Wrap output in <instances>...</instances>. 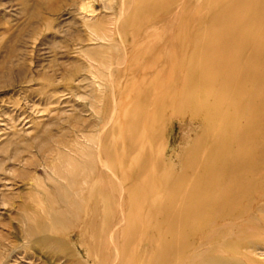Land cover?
Instances as JSON below:
<instances>
[{
	"label": "rangeland",
	"instance_id": "obj_1",
	"mask_svg": "<svg viewBox=\"0 0 264 264\" xmlns=\"http://www.w3.org/2000/svg\"><path fill=\"white\" fill-rule=\"evenodd\" d=\"M158 54L164 69L149 63ZM161 92L170 97L166 117L146 127ZM150 132L158 138L148 141ZM145 137L146 146L134 144ZM88 139L103 146L125 189L132 180L123 173L151 172V196L164 203L150 220L147 204L133 201L145 189L123 197L118 227L119 212L105 210V237L81 239L85 226L52 220L65 210L37 206L48 179L82 158L75 150L93 146ZM185 175L199 184L198 199H214L200 217H190L199 204L185 205L182 219L202 225L233 222L249 192L218 202L248 191L252 175L264 178V0H0V264H128L145 222L165 229L179 218L159 211L172 197L160 180ZM212 180L227 189L204 194ZM256 215L262 249L241 251L264 264V213Z\"/></svg>",
	"mask_w": 264,
	"mask_h": 264
},
{
	"label": "bare ground",
	"instance_id": "obj_2",
	"mask_svg": "<svg viewBox=\"0 0 264 264\" xmlns=\"http://www.w3.org/2000/svg\"><path fill=\"white\" fill-rule=\"evenodd\" d=\"M155 49L156 48H154L153 50V52L155 53H152L149 58L157 54ZM161 55L163 57H161ZM155 57L156 58H151V62L149 63L154 64L155 67L162 66V69H164L168 62L167 58L164 56V54H158ZM122 58L124 60V57H121V59ZM179 63H182V61H180ZM163 83L162 86L164 87ZM157 89L158 87L153 89L147 88L146 92H154ZM162 90L163 88L161 87L156 92L160 93V91ZM180 94L181 95L178 96L179 101L183 99V93L181 92ZM169 100L170 97H165L161 92L160 101L157 100L159 103H161V111L154 114L152 118L148 116V120H150L147 122L146 127L148 124L150 125L153 122L155 123L156 120L159 121L166 117V105L169 104ZM157 138L158 137L156 136V134L153 135L151 132L150 137L148 135V141H153ZM143 139L147 140V138L145 137L142 138V141L134 142V144L136 145L140 142L142 143V146H146L145 142H143ZM88 141L91 142L93 146H89L88 148L80 150L78 148L75 150L76 153L80 155V157H84L83 159L80 158L78 161L77 159L68 160L62 166L63 169L59 173H57L60 180L56 179L55 181L52 178L48 179L49 183L51 184L43 186L44 188L42 189V194L44 195V199L37 202V206H40L41 209L62 208L63 210H65L64 214L54 216L52 220L63 221L64 219H67L74 224L77 223L78 225L81 224V226H85L86 229L79 228V235L81 239L86 238L89 233L94 236L96 234V236L101 235L102 237H105V234L103 235L105 230L102 227L105 223L104 220L106 221V218L104 217L106 213L105 210L107 211L109 207L113 206V208L115 207L114 209L119 212L116 217L115 215L112 216L111 221H116V224H114V226L118 227L120 225V222L122 221V216L120 218V208L124 207V205H126L127 203V201L123 202V197H126L125 195H130L134 192L145 189L146 191L142 199L138 201V199L135 198L136 200L133 201L137 205H141V203L147 204V213L145 216L150 220V217L154 214V211H158V209H154L153 206L159 205L160 207L164 203L160 202V200H156L151 196V193L153 192L155 187L154 183L151 182V179L153 180L151 172L146 173L145 178H143L144 175L131 177L123 173L122 179H124L128 183L130 182V180H132V183H129V187L125 189L124 187L120 186V170L117 171V169L109 168L107 166V157L105 156V150L103 149V146H101L100 148L99 144L92 139H88ZM147 151L149 152V149L146 151L144 150L143 153L146 155ZM142 163L147 165L148 163H150V158L145 156V159ZM257 165L255 166L254 171L256 169H262V164H259V166ZM192 173L193 176H197L199 171H194ZM200 173L203 174L202 172ZM201 174L199 175V177L201 176ZM139 178H141V182L136 181ZM161 182H163L165 190L172 193V197H168L169 200L167 206L165 208L161 207L162 209L159 208V211H168L174 214L178 213L177 215H179V218L170 220V223L167 227H165V229L161 226H155L151 222L148 223L143 220L145 222V226H142L141 230L139 229L140 231L138 230L139 237L135 241H133L132 245V250L135 253V256L129 258L128 264H242L244 260L248 258L241 251L242 249H249L252 252H257V250L262 249H260V246L256 242V235L253 234L257 232V227L255 226L258 223V217L256 215L257 212L262 215L264 213V208L261 206V202L264 201L263 177L258 178L255 177V175H252L248 191L242 190L239 193L233 194V196H226L218 202V204L220 203L219 205L222 206L221 204L231 202L233 199L249 192V195H251V200L248 201V207L245 210L238 214H234V216L232 215L233 212L227 213L230 217L232 215L231 218L233 219V222L227 221L219 222L217 224V221L214 222L210 220L206 225L194 222L191 223L188 220L186 221L185 217L182 219V216L188 213L185 209V205L187 204V202L190 203V201H193V207H195V203H197V205L199 204L202 207L201 212L193 211L190 214L191 218H195L197 214L199 217L202 216V211L206 210L208 206L211 205L212 201H214V199L212 200V198L208 196H206L203 200L202 198L198 199L197 188H200L199 184V187L197 186V184H195L196 186L192 184L191 180L186 177V175L180 177L171 176L170 178L165 180L161 179L159 182L160 185ZM208 185L211 186L212 193H209L207 191L204 192V194L212 195L222 191L223 189H227L226 184L218 183L214 180H212V182ZM199 192L201 193L200 189ZM218 209L220 211V208ZM218 209L214 210L213 212L219 213ZM26 221V223L29 224L26 233L28 237L33 238L34 234H36L35 228L32 226L31 220L29 218H27ZM236 222L239 224H236ZM98 226H101V229H99ZM89 229L91 232L88 231ZM93 229L97 230L93 231ZM110 236L112 237V235ZM36 243L40 244L41 242L38 240V242L36 241ZM88 249V254L93 252V250L91 252V248ZM248 262L249 259L246 260L244 264H257V262Z\"/></svg>",
	"mask_w": 264,
	"mask_h": 264
}]
</instances>
